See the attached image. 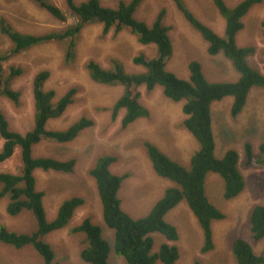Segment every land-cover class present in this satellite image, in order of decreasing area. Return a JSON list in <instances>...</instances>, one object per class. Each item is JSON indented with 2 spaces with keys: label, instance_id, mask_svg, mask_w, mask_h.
<instances>
[{
  "label": "rangeland",
  "instance_id": "rangeland-1",
  "mask_svg": "<svg viewBox=\"0 0 264 264\" xmlns=\"http://www.w3.org/2000/svg\"><path fill=\"white\" fill-rule=\"evenodd\" d=\"M47 1L60 6L66 13L67 19L64 22L55 19L31 0H0V17L15 30L33 35L58 31L73 22L65 0ZM74 1L78 4L84 0ZM119 1L121 0H100V3L116 7ZM183 1L197 19L216 33H223L224 19L212 0ZM224 1L233 7L240 0ZM161 9L166 10L164 23L169 26L168 35L173 48L166 61L167 70L179 78L188 79V63L195 60L200 63L202 73L209 82L237 80L239 73L232 62L222 52L216 56L207 53V42L190 26L172 0H143L135 10L134 17L150 26ZM263 21L264 0L254 5L242 18L243 27L236 36L239 46L253 47V53L248 55L246 60L261 74H264ZM10 48L11 42L0 32V52H8ZM139 53L153 57L156 48L154 45L140 44L134 35L126 31L115 33L110 30L103 35L102 26L93 24L81 31L72 68L64 65L62 47L54 42L36 45L1 63L4 70L8 67H18L22 70L11 85L12 89L21 93L19 104L14 105L7 98L0 97V110L11 130L24 133L31 129L34 114L32 80L34 75L42 70L49 72L44 89L55 91L54 101L68 89H77L73 103L60 117L48 120L47 129H66L80 117L93 121L92 126L84 129L70 142L42 140L32 147L34 157L75 160L71 173L40 169L34 172L35 188L44 194L42 201L48 220L55 217L63 200L73 196L83 199V204L75 210L65 228L45 236V241L55 252L58 264H88L80 257L84 236L72 232L84 218H89L100 226L102 237L111 248L107 264H127L125 259L113 250L114 233L103 223L96 183L88 173L99 156H115V162L109 167L111 173L126 175L118 190L121 209L132 218H141L147 215L164 190L174 185L154 173L144 142L155 144L171 161L185 167L189 165L191 155L199 149L197 140L181 124L184 119L181 109L183 102H174L167 98L161 86H156L150 91L144 86L138 88L139 102L149 112L147 117L138 118L124 128L121 126L123 110L118 113L117 119L111 118V107L121 95L123 87L94 82L89 77L85 65L89 60H94L101 67L108 69L111 60L115 59L123 64L126 72L138 73L144 71V68L134 65L132 58ZM231 104L230 96L211 104L214 153L220 158L228 149L237 152V168L245 180V188L235 198L223 200V180L216 173L207 174L205 192L209 201L224 214L223 219L211 224L213 248L210 251H200L203 244L202 233L196 218L184 201L179 202L165 215V220L174 225L178 233V240L175 242L179 254L176 264H237L231 251L234 238L245 239L256 254L264 250V238H251L248 220L253 206H264V162L247 164L244 151L245 144L249 143L254 156L259 154V145L264 136V90L253 87L248 93L243 109L234 117L230 114ZM132 157L134 159H131ZM20 164V150L16 148L10 159L0 163V171L15 173ZM6 203V198L0 200V226L16 232L32 231L35 227L33 214L30 211H22L18 216L11 217L6 213ZM152 236L153 252H156L165 240L158 233ZM0 264H43V261L32 247L15 249L0 243ZM156 264L161 263L156 261Z\"/></svg>",
  "mask_w": 264,
  "mask_h": 264
},
{
  "label": "trees",
  "instance_id": "trees-1",
  "mask_svg": "<svg viewBox=\"0 0 264 264\" xmlns=\"http://www.w3.org/2000/svg\"><path fill=\"white\" fill-rule=\"evenodd\" d=\"M31 1L55 19L61 22L67 19L66 13L56 4L47 0ZM142 1L121 0L113 8L102 5L100 0H84L78 4L74 0H65L73 22L64 29L41 35L21 33L0 17V32L12 44L8 52H0V97L7 98L14 105L19 104L21 93L12 89L11 85L13 79L22 73L18 67H8L4 70L1 63L36 45L54 42L62 47L64 65L72 68L76 60L77 40L86 26L101 25L103 35L110 30L115 33L126 31L134 35L140 44L154 45L156 54L153 57L139 53L132 58V63L144 68V71L128 73L123 64L115 59L111 60L108 69L101 67L94 60H89L85 65L86 71L96 83L123 87L121 95L111 107L113 120L123 110L121 119L123 128L138 118L148 116L147 108L139 102L138 88L144 86L150 91L156 86H161L167 98L174 102H183L181 109L184 120L181 124L197 140L199 149L191 155L189 165L185 167L171 161L154 144L144 142L147 157L155 174L173 182L174 185L167 187L147 215L141 218H132L121 209L118 190L126 175L111 173L109 167L115 162V156L106 154L99 156L88 173L96 183L102 206L103 223L114 233V252L122 256L127 264H156V261L161 264H176L179 255L175 245L178 233L176 227L165 220L166 213L181 201L187 204L201 230L203 244L200 251L204 253L213 248L211 224L224 218L223 212L209 201L205 192L207 174L216 173L223 180V200L235 198L245 188V180L237 168V152L228 149L222 157L215 156L210 107L213 102L230 96L232 97L230 114L234 117L243 109L248 93L253 87L264 90V74L253 69L246 60L247 56L253 53V47L239 46L236 43V36L243 27L242 18L262 0H240L233 7L228 6L224 0H212L224 19V31L221 36L197 19L183 0H172L190 26L207 42V53L216 56L222 52L239 73L236 81L216 83L206 80L200 63L195 60L188 63V79L179 78L166 69V61L173 51L168 35L169 26L164 23L166 10L161 9L148 26L134 17L135 10ZM262 26L264 27V21ZM262 35L264 38V30ZM48 76L49 72L42 70L37 72L32 80L34 114L31 129L24 133L11 130L0 110V141H2L0 163L10 159L16 148L20 150L21 161L15 173L0 171V200L6 198L5 209L9 216L16 217L22 211H30L35 219V227L30 232H16L0 226V243L15 249L32 247L40 255L43 264H58L55 260V252L45 241V236L65 228L75 210L83 204V199L73 196L63 200L58 206L55 217L48 220L42 201L44 194L35 188L34 172L40 169L71 173L75 160L34 157L32 147L42 140L70 142L84 129L92 126L93 121L80 117L66 129H47V121L60 117L73 103L74 95L77 93L76 88H70L54 101L55 91L44 89ZM244 151L247 164L256 165L264 162V136L257 156H254L249 143L245 144ZM248 220L251 238L253 240L264 238V206L261 204L253 206ZM72 232L84 236L82 240L84 245L80 250V257L84 262L107 264L111 248L102 237L100 226L89 218H84L72 229ZM154 233L162 235L165 240L156 252H153L152 234ZM231 251L237 264H264V250L256 254L243 238L233 239Z\"/></svg>",
  "mask_w": 264,
  "mask_h": 264
},
{
  "label": "bare ground",
  "instance_id": "bare-ground-1",
  "mask_svg": "<svg viewBox=\"0 0 264 264\" xmlns=\"http://www.w3.org/2000/svg\"><path fill=\"white\" fill-rule=\"evenodd\" d=\"M60 7V6H59ZM108 7V6H107ZM114 8V7H113ZM59 9V8H58ZM9 21V20H8ZM75 46V45H74ZM118 65V64H117ZM117 119V118H116ZM149 136V135H148ZM151 136V135H150ZM134 143V142H133ZM137 145V144H136ZM127 146V145H126ZM133 146V145H132ZM138 146V145H137ZM129 147V146H128ZM131 149V148H130ZM129 156H130V154H129ZM131 159H134L133 157L131 158ZM150 183V182H149ZM81 198V197H80ZM83 201V200H82ZM100 205V204H99ZM102 208V207H101ZM224 231V230H223ZM109 238H111V237H109Z\"/></svg>",
  "mask_w": 264,
  "mask_h": 264
},
{
  "label": "clouds",
  "instance_id": "clouds-1",
  "mask_svg": "<svg viewBox=\"0 0 264 264\" xmlns=\"http://www.w3.org/2000/svg\"><path fill=\"white\" fill-rule=\"evenodd\" d=\"M207 26H208V25H207ZM214 32H215V31H214ZM183 120H184V119H183ZM188 132H189V131H188ZM189 133H190V132H189ZM190 134H191V133H190ZM191 135H192V134H191ZM150 143H151V142H150ZM152 144H153V143H152ZM154 145H155V144H154ZM155 146H156V145H155ZM156 147H157V146H156ZM162 152H163V151H162ZM163 153H164V152H163ZM151 167H152V166H151ZM154 173H155V172H154ZM158 177H159V176H158ZM166 180H167V179H166ZM168 181H169V180H168ZM170 182H171V181H170ZM171 183H173V182H171ZM168 212H169V211H168ZM168 212H167V213H168ZM167 213H166V214H167ZM164 218H165V217H164Z\"/></svg>",
  "mask_w": 264,
  "mask_h": 264
},
{
  "label": "crops",
  "instance_id": "crops-1",
  "mask_svg": "<svg viewBox=\"0 0 264 264\" xmlns=\"http://www.w3.org/2000/svg\"><path fill=\"white\" fill-rule=\"evenodd\" d=\"M211 29H212V28H211ZM212 30H213V29H212ZM213 31H214V30H213ZM223 31H224V30H223ZM217 34H218V33H217ZM222 34H223V33H222ZM222 34H221V35H222ZM218 35H220V34H218ZM221 35H220V36H221Z\"/></svg>",
  "mask_w": 264,
  "mask_h": 264
}]
</instances>
